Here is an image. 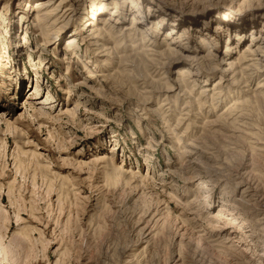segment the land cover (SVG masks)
<instances>
[{
  "label": "rangeland",
  "instance_id": "1",
  "mask_svg": "<svg viewBox=\"0 0 264 264\" xmlns=\"http://www.w3.org/2000/svg\"><path fill=\"white\" fill-rule=\"evenodd\" d=\"M256 35L264 0H0V264H264Z\"/></svg>",
  "mask_w": 264,
  "mask_h": 264
},
{
  "label": "bare ground",
  "instance_id": "2",
  "mask_svg": "<svg viewBox=\"0 0 264 264\" xmlns=\"http://www.w3.org/2000/svg\"><path fill=\"white\" fill-rule=\"evenodd\" d=\"M106 4V3H105ZM68 5V4H67ZM67 5H65V6H67ZM101 6H104V5H101ZM63 8V10L65 11H67V10H70V8H71V6L68 8V7H64V5H62L60 2L58 3V5H57V8L56 9H58V8ZM72 10V9H71ZM74 10V9H73ZM63 11V12H64ZM56 13V15L57 14H59V11H57L56 12V10H55V12H53L52 14H51V17H54V16H56V15H54ZM44 16H46V14H44V15H42L41 17H37V19H38V21H40V19L42 18V17H44ZM51 17L49 16L48 17V19H51ZM132 20H133V23H135V22H139V20H135L134 19V14H133V16H132ZM162 20H163V18L161 19V22H162ZM105 23H107V22H105ZM132 23V22H131ZM38 25V24H37ZM36 25V26H37ZM131 28V27H130ZM129 28V29H130ZM169 31L170 32H173V33H176L177 32V30H175V28H171V29H169ZM259 34V33H258ZM169 35V33L167 34V36ZM142 37H143V35H142ZM173 38V37H172ZM178 38H179V36H178ZM253 38V43H252V45L250 46H248L241 54H240V59H244V58H246V56L244 55V52L246 53L247 52V54H249V55H261L260 57L258 56V58H255V59H252V63H254V61L256 62V64H257V66H256V64H255V67L257 68V70H258V68L259 67H262V64H263V60L264 59H262V58H264V37H262V36H260V35H256L255 37L253 36L252 37ZM76 39H71L70 40V42H73V41H75ZM174 41H167L166 43H165V48H164V50H163V54L166 52V53H172L173 51H174V49H173V47H174V45L176 44V43H173ZM251 44V43H250ZM131 54V53H130ZM140 54H141V56L143 57H140ZM246 54V55H247ZM138 55H139V57H138ZM152 55H154V54H152ZM155 55H157V56H159L158 54H155ZM213 54L211 53V49H207V51H206V55L205 56H203L202 58H205V57H211V59L209 58V60H212V59H214L215 60V56L213 57L212 56ZM135 56V58H133V57ZM132 56H124V58H120V61H122L123 59H130V61L131 62H134V61H132V60H135V59H139V61L140 62H142L143 64L145 63V61H148L149 62V65L151 66L152 64H153V62H155L156 64L157 63H160V62H158V59H156L157 60V62L155 61V59H153V58H151L149 55H146V52H144V51H142V52H134L133 53V55ZM132 58V59H131ZM159 58V57H158ZM194 58V57H193ZM128 59V60H129ZM161 59V58H160ZM240 59H238V61L240 60ZM136 62V61H135ZM148 62H146V63H148ZM141 63V64H142ZM252 63H251V66H252ZM162 64V63H161ZM134 65V64H133ZM229 66L230 67H232L233 66V64L230 62L229 63ZM145 67H147V64L145 65ZM256 68H254V69H256ZM146 69V68H145ZM251 71V70H250ZM177 73H181L180 72V70L179 71H177ZM188 74V73H187ZM244 74V73H243ZM236 79V78H235ZM232 80H234V79H232ZM238 80V79H237ZM237 80H235V81H237ZM238 82V81H237ZM165 84V83H164ZM167 84V83H166ZM217 84H218V82H217ZM263 84L264 83H261L260 84V88H263V87H261V85L263 86ZM37 89V87L35 86L34 87V90H36ZM261 92H262V90H260ZM35 91H33L32 92V94L34 93ZM254 97V96H253ZM260 97V96H259ZM40 103V102H39ZM41 103H43V102H41ZM40 108V107H39ZM40 110H41V108H40ZM48 111V110H47ZM49 112V111H48ZM42 113L44 114V113H47L46 111L44 112V111H42ZM233 128V127H232ZM232 134V133H231ZM247 134V133H246ZM251 135V134H250ZM103 157H100V160L102 159ZM243 191V190H242ZM230 204V203H229ZM181 264V263H180ZM183 264V263H182Z\"/></svg>",
  "mask_w": 264,
  "mask_h": 264
}]
</instances>
